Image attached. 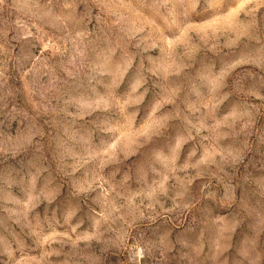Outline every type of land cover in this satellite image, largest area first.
<instances>
[{
    "label": "rangeland",
    "instance_id": "374dc122",
    "mask_svg": "<svg viewBox=\"0 0 264 264\" xmlns=\"http://www.w3.org/2000/svg\"><path fill=\"white\" fill-rule=\"evenodd\" d=\"M0 264H264V0H0Z\"/></svg>",
    "mask_w": 264,
    "mask_h": 264
}]
</instances>
